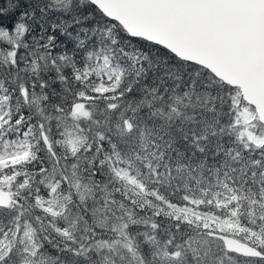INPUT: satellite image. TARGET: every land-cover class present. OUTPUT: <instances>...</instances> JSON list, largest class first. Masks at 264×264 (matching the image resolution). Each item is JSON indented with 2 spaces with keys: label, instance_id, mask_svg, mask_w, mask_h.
Wrapping results in <instances>:
<instances>
[{
  "label": "snow or ice",
  "instance_id": "6c2138e0",
  "mask_svg": "<svg viewBox=\"0 0 264 264\" xmlns=\"http://www.w3.org/2000/svg\"><path fill=\"white\" fill-rule=\"evenodd\" d=\"M0 264H264V0H0Z\"/></svg>",
  "mask_w": 264,
  "mask_h": 264
}]
</instances>
